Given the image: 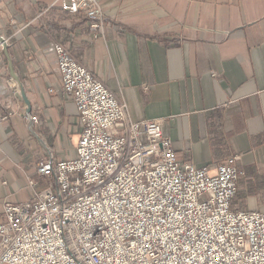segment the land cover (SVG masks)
I'll use <instances>...</instances> for the list:
<instances>
[{"label":"crops","instance_id":"crops-1","mask_svg":"<svg viewBox=\"0 0 264 264\" xmlns=\"http://www.w3.org/2000/svg\"><path fill=\"white\" fill-rule=\"evenodd\" d=\"M98 1L104 28L95 35L82 12H64L57 0H0V220L4 202L46 185L37 161L74 155L77 111L61 92L53 40L126 103L131 119H163L179 162L212 172L238 156L233 206L262 211L264 0Z\"/></svg>","mask_w":264,"mask_h":264},{"label":"built area","instance_id":"built-area-1","mask_svg":"<svg viewBox=\"0 0 264 264\" xmlns=\"http://www.w3.org/2000/svg\"><path fill=\"white\" fill-rule=\"evenodd\" d=\"M57 2L103 34L98 0ZM51 47L79 137L72 157L37 161L47 182L32 198L4 202L0 264H264V211L233 206L239 157L212 172L179 162L163 119L134 121L62 42Z\"/></svg>","mask_w":264,"mask_h":264},{"label":"rangeland","instance_id":"rangeland-1","mask_svg":"<svg viewBox=\"0 0 264 264\" xmlns=\"http://www.w3.org/2000/svg\"><path fill=\"white\" fill-rule=\"evenodd\" d=\"M261 210L264 211V207Z\"/></svg>","mask_w":264,"mask_h":264}]
</instances>
